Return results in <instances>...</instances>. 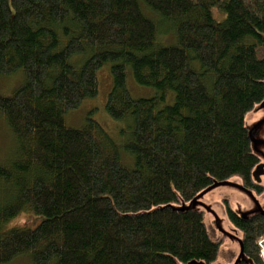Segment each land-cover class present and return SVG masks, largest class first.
<instances>
[{"label": "trees", "instance_id": "obj_1", "mask_svg": "<svg viewBox=\"0 0 264 264\" xmlns=\"http://www.w3.org/2000/svg\"><path fill=\"white\" fill-rule=\"evenodd\" d=\"M106 64L104 109L128 123L120 143L91 116L78 127L64 118L97 96ZM16 71L22 84L0 95L13 141L0 164V264L217 259L222 238L204 212L171 204L232 177L264 190L244 122L264 100V0H0V77ZM128 72L153 96L134 98ZM23 211L38 217L3 227ZM227 215L237 264H264V214Z\"/></svg>", "mask_w": 264, "mask_h": 264}, {"label": "rangeland", "instance_id": "obj_2", "mask_svg": "<svg viewBox=\"0 0 264 264\" xmlns=\"http://www.w3.org/2000/svg\"><path fill=\"white\" fill-rule=\"evenodd\" d=\"M153 16L146 13V10ZM143 14L151 20H156L159 15L149 9L144 4H141ZM214 10V9H213ZM213 15L216 17L215 10ZM220 19V18H219ZM164 34V32H162ZM165 45H171L175 42L174 36L168 33L161 36ZM169 41V42H168ZM171 41V42H170ZM173 41V42H172ZM170 43V44H167ZM98 78V94L95 98L85 99L77 109L67 112L64 116L67 125L78 127L81 125L87 116H91L97 121L118 143L123 141L122 133L127 131L128 123L126 121H117L112 119L105 111L104 105L107 93L111 88L112 79L109 71V65L102 66L97 71ZM23 82V76L20 71H16L11 75L0 77V95H11ZM127 88L134 98H147L154 94V90L150 87L138 85L133 80L130 72L127 74ZM173 99V98H172ZM171 99V101H172ZM170 101V102H171ZM168 102V103H170ZM245 125L256 129L253 134L252 150L264 164V107L256 106L245 116ZM5 123L4 118L0 114V164H5L12 153V137ZM116 141V140H115ZM132 164V162H131ZM261 182L264 187V174L261 176ZM1 191V188H0ZM200 204L193 201L171 204L173 207L179 208H203L205 207V223L212 237H219V228L228 232L223 236V242L220 248L219 256L212 264H234L240 256L241 244L240 233L231 230V222L227 215V206L237 214L253 213L259 210L264 211V191L257 193L254 190H245L240 183L238 177H232L227 184H221L213 187L203 195L197 198ZM203 206H202V205ZM38 216L28 211H23L13 219L9 220L3 227L23 225L25 223L32 224ZM218 226V227H217ZM264 247L260 248L261 251ZM262 254V253H261ZM263 256V255H262ZM264 258V257H263ZM7 264H30L28 255H19L12 262ZM200 264V263H193Z\"/></svg>", "mask_w": 264, "mask_h": 264}, {"label": "water", "instance_id": "obj_3", "mask_svg": "<svg viewBox=\"0 0 264 264\" xmlns=\"http://www.w3.org/2000/svg\"><path fill=\"white\" fill-rule=\"evenodd\" d=\"M260 105V107H264V100L259 104ZM258 106V105H257ZM256 107V106H255ZM249 130H250V136H251V142L253 141V132L255 131V129H256V127L257 126H255L254 128H250V127H248V126H246ZM252 130H253V132H252ZM251 148H252V144H251ZM253 151V150H252ZM254 153V152H253ZM255 154V153H254ZM257 157H258V155L257 154H255ZM258 159H259V161H260V158L258 157ZM264 174V164L263 163H261V161L257 164V165H255V167L253 168V170H252V172H251V175H252V178H253V180H254V182L257 184V185H262V182H261V176ZM240 180V179H239ZM228 181L229 180H227V181H225V182H222V183H216V184H214L213 186H211V187H209V188H207L206 190H204L203 192H201L200 194H198L197 196H196V198H194L193 200H191V201H193V202H197L198 204H200L199 203V201L197 200V198L199 197V196H201V195H203L204 193H206L207 191H209L210 189H212L213 187H215V186H217V185H221V184H227L228 183ZM240 183H241V181H240ZM242 186V185H241ZM243 187V186H242ZM244 188V187H243ZM245 190H248V189H246V188H244ZM249 191V190H248ZM202 205V204H201ZM203 206V205H202ZM187 208V207H186ZM189 208H192V209H197V210H201V211H203L204 212V215H205V207L203 206V208H195V207H189ZM258 213H261V214H264V211L263 210H259V211H257V212H253V213H243V214H238V217L239 218H241V219H246L247 217H249V216H252V215H255V214H258ZM218 227V226H217ZM231 230H233L234 232H236L237 230L231 225ZM218 229H219V237L218 238H221L222 237V235H226L228 232H226V231H224L222 228H219L218 227ZM238 232V231H237ZM240 244H241V252H240V256L237 258V260L235 261V263L234 264H237L238 263V261H240V260H243L244 259V256H243V252H242V242H241V237H240ZM261 244L262 245H264V241H262L261 242ZM193 263H195V262H191V263H188V264H193ZM196 263H200V264H204L203 262H196Z\"/></svg>", "mask_w": 264, "mask_h": 264}, {"label": "bare ground", "instance_id": "obj_4", "mask_svg": "<svg viewBox=\"0 0 264 264\" xmlns=\"http://www.w3.org/2000/svg\"><path fill=\"white\" fill-rule=\"evenodd\" d=\"M177 208H179V207H177ZM180 209H186V208H180ZM231 209V208H230ZM231 211L236 215V216H238V214L235 212V211H233L232 209H231Z\"/></svg>", "mask_w": 264, "mask_h": 264}]
</instances>
